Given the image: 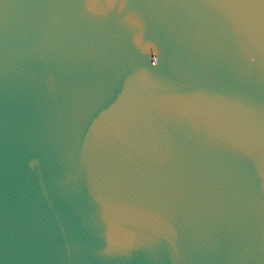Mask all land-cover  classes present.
<instances>
[{
    "label": "water",
    "instance_id": "95a60500",
    "mask_svg": "<svg viewBox=\"0 0 264 264\" xmlns=\"http://www.w3.org/2000/svg\"><path fill=\"white\" fill-rule=\"evenodd\" d=\"M0 264H264V0H0Z\"/></svg>",
    "mask_w": 264,
    "mask_h": 264
}]
</instances>
